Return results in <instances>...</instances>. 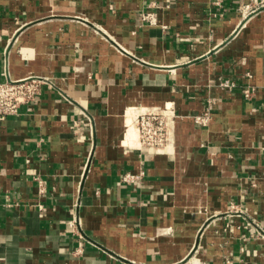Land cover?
Instances as JSON below:
<instances>
[{
  "label": "crops",
  "instance_id": "1",
  "mask_svg": "<svg viewBox=\"0 0 264 264\" xmlns=\"http://www.w3.org/2000/svg\"><path fill=\"white\" fill-rule=\"evenodd\" d=\"M27 76L41 93L0 121V264H264L244 227L264 223V0H0V79ZM167 102L172 142L139 148L126 124Z\"/></svg>",
  "mask_w": 264,
  "mask_h": 264
},
{
  "label": "built area",
  "instance_id": "2",
  "mask_svg": "<svg viewBox=\"0 0 264 264\" xmlns=\"http://www.w3.org/2000/svg\"><path fill=\"white\" fill-rule=\"evenodd\" d=\"M213 5L222 6L223 0H211ZM143 19L151 24H156V14L147 12L143 15ZM251 75V73H248ZM46 80L40 76H27L23 78H5L0 79V121L5 120L9 116L16 115L22 104L30 102L38 97L41 93ZM221 85L226 88L236 86L234 81L222 80ZM245 96L251 97L254 88H244ZM178 114L175 105L167 102L163 106L144 110L139 112L133 120L136 128L138 147L149 151H161L168 146L173 139L175 123ZM193 121L202 125L210 124V112L205 110L202 113L192 115ZM144 172L134 173L131 171L123 174V180L126 182H135L141 179ZM39 194L45 192L43 182L40 179ZM43 208V205H41ZM236 204H231V209H236ZM75 219L70 221L72 226L75 225ZM247 229L246 236L264 243V223L259 219L249 220L244 224Z\"/></svg>",
  "mask_w": 264,
  "mask_h": 264
},
{
  "label": "rangeland",
  "instance_id": "3",
  "mask_svg": "<svg viewBox=\"0 0 264 264\" xmlns=\"http://www.w3.org/2000/svg\"><path fill=\"white\" fill-rule=\"evenodd\" d=\"M130 126H132L133 127V129H134V131H135V134L137 133V131H136V128L134 127V125H133V123H130V125L127 123L126 124V128L128 129ZM136 141H137V135H136Z\"/></svg>",
  "mask_w": 264,
  "mask_h": 264
}]
</instances>
